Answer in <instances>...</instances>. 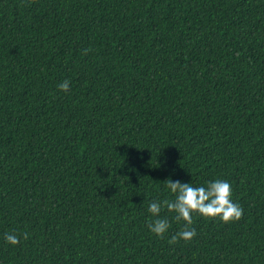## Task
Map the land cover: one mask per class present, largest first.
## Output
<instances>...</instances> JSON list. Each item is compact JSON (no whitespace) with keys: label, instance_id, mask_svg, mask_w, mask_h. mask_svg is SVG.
Segmentation results:
<instances>
[{"label":"trees","instance_id":"1","mask_svg":"<svg viewBox=\"0 0 264 264\" xmlns=\"http://www.w3.org/2000/svg\"><path fill=\"white\" fill-rule=\"evenodd\" d=\"M169 179L242 218L170 245ZM0 264H264V0H0Z\"/></svg>","mask_w":264,"mask_h":264},{"label":"clouds","instance_id":"2","mask_svg":"<svg viewBox=\"0 0 264 264\" xmlns=\"http://www.w3.org/2000/svg\"><path fill=\"white\" fill-rule=\"evenodd\" d=\"M89 49L84 50L87 54ZM58 89L68 92L70 81L65 79L57 85ZM166 187L175 195L174 200L152 201L149 203L148 212L156 219L148 223L149 230L156 236L163 238L171 227L167 218H159L163 208L168 212H175V220L184 221V226L168 240L170 245L179 240L191 241L196 235L193 225L192 214L198 213L205 218H219L224 223L238 221L243 216V208L239 203L233 202L232 186L227 180L215 179L207 182L206 186L194 187L191 183H182L179 180L173 182L167 180ZM23 238L28 239V234L23 233ZM4 239L11 245L20 243V235L10 232L6 233Z\"/></svg>","mask_w":264,"mask_h":264}]
</instances>
